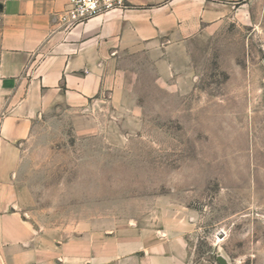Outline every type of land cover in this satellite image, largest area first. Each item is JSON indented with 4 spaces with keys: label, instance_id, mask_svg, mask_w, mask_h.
<instances>
[{
    "label": "rangeland",
    "instance_id": "1",
    "mask_svg": "<svg viewBox=\"0 0 264 264\" xmlns=\"http://www.w3.org/2000/svg\"><path fill=\"white\" fill-rule=\"evenodd\" d=\"M233 3L122 55L85 109L44 113L17 176L44 243L168 231L189 264H264V0Z\"/></svg>",
    "mask_w": 264,
    "mask_h": 264
},
{
    "label": "crops",
    "instance_id": "2",
    "mask_svg": "<svg viewBox=\"0 0 264 264\" xmlns=\"http://www.w3.org/2000/svg\"><path fill=\"white\" fill-rule=\"evenodd\" d=\"M237 0H132L65 30L69 0H0V264H189L182 236L125 230L55 247L22 210L26 142L44 113L83 110L125 53L178 45L229 16Z\"/></svg>",
    "mask_w": 264,
    "mask_h": 264
},
{
    "label": "built area",
    "instance_id": "3",
    "mask_svg": "<svg viewBox=\"0 0 264 264\" xmlns=\"http://www.w3.org/2000/svg\"><path fill=\"white\" fill-rule=\"evenodd\" d=\"M132 0H69L67 8L58 15L61 28L72 30L94 18L112 12H125L131 8Z\"/></svg>",
    "mask_w": 264,
    "mask_h": 264
},
{
    "label": "water",
    "instance_id": "4",
    "mask_svg": "<svg viewBox=\"0 0 264 264\" xmlns=\"http://www.w3.org/2000/svg\"><path fill=\"white\" fill-rule=\"evenodd\" d=\"M218 260L219 264H228L226 258H224L222 255L218 256Z\"/></svg>",
    "mask_w": 264,
    "mask_h": 264
}]
</instances>
